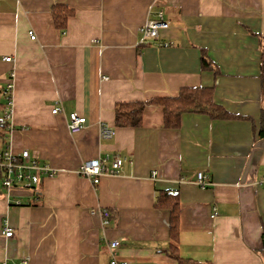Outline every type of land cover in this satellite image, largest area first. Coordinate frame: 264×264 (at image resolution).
<instances>
[{
    "label": "crops",
    "instance_id": "1",
    "mask_svg": "<svg viewBox=\"0 0 264 264\" xmlns=\"http://www.w3.org/2000/svg\"><path fill=\"white\" fill-rule=\"evenodd\" d=\"M64 8L60 28L54 11ZM158 11L168 27L144 39ZM263 50L264 0H0V106L10 115L0 151H27L55 171L34 190L0 188V264H108L115 240L119 263L177 264L166 253L174 200L182 259L264 264ZM182 88L208 89L229 117L185 112L166 128L150 101ZM136 102L141 124L116 126V106ZM73 112L86 119L75 134ZM102 126L114 136L101 138ZM114 156L121 169L98 185L77 174ZM160 195L167 205L156 206Z\"/></svg>",
    "mask_w": 264,
    "mask_h": 264
},
{
    "label": "built area",
    "instance_id": "2",
    "mask_svg": "<svg viewBox=\"0 0 264 264\" xmlns=\"http://www.w3.org/2000/svg\"><path fill=\"white\" fill-rule=\"evenodd\" d=\"M168 27L167 22L163 18L161 11L156 12V16L144 23L140 32L144 39H156L160 30H164ZM28 35L31 39H34L33 33L30 31ZM5 62H10L9 57L4 58ZM12 90V80L9 81L4 89V95L7 96ZM9 104V101H8ZM53 114L60 112L58 106H54L51 110ZM10 115H6L5 119H8ZM86 125V119L73 112L67 118V129L70 133L75 134L80 132ZM115 131L111 127L102 126L100 128V137L104 139H110L114 136ZM122 159L118 156L112 157L110 165H106L105 159H95L82 163L78 169L77 174L80 177L87 178L95 186L98 185L103 176L116 175L122 167ZM55 174L46 164H40L35 158L31 157L27 151H23L18 154L11 152L9 148L3 149L0 152V188L4 191H9L12 188L20 187L26 190H34V188L40 183L43 177H51ZM155 177V172L152 174ZM206 176L202 172L196 174V184L204 187L206 185ZM264 187V176L261 181ZM109 212L107 210L101 211L102 224H107L109 218ZM3 234L6 238L13 235L12 230L5 227ZM111 252V258L108 264H126L118 262L115 257V251L119 246L118 241H111L109 244ZM17 264H28L27 259L20 260Z\"/></svg>",
    "mask_w": 264,
    "mask_h": 264
},
{
    "label": "trees",
    "instance_id": "3",
    "mask_svg": "<svg viewBox=\"0 0 264 264\" xmlns=\"http://www.w3.org/2000/svg\"><path fill=\"white\" fill-rule=\"evenodd\" d=\"M70 15V11L66 8L54 11L55 23L61 28ZM202 68H207V62L204 58L201 60ZM260 76L262 85L264 83V50L260 55ZM151 104L159 105L163 109L164 122L166 128H176L179 118L182 113H206L212 115L213 118L225 119L228 114L220 107L215 106L211 102V93L208 89L199 88H182L176 97L163 98L158 97L150 101ZM145 103H119L115 110V124L118 127H138L141 124L142 111ZM6 119H0V140L6 145L5 134L3 132L6 127ZM166 200H169L166 195H160L157 198L156 206L167 205ZM170 201V200H169ZM169 236L170 245L166 253L174 258L177 264H198L182 259L177 253V225H178V203L174 200L169 202Z\"/></svg>",
    "mask_w": 264,
    "mask_h": 264
},
{
    "label": "rangeland",
    "instance_id": "4",
    "mask_svg": "<svg viewBox=\"0 0 264 264\" xmlns=\"http://www.w3.org/2000/svg\"><path fill=\"white\" fill-rule=\"evenodd\" d=\"M0 104H2L1 106L4 108L6 105V103L5 102H3V100L1 99V101H0ZM0 106V119H4L5 118V116L6 115H3V110H2V107ZM3 151V150H2ZM1 152V151H0Z\"/></svg>",
    "mask_w": 264,
    "mask_h": 264
}]
</instances>
